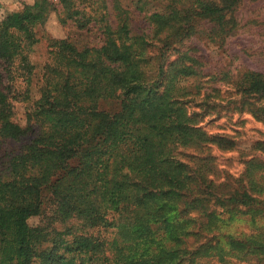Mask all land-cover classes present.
Wrapping results in <instances>:
<instances>
[{
	"label": "trees",
	"instance_id": "16d2710c",
	"mask_svg": "<svg viewBox=\"0 0 264 264\" xmlns=\"http://www.w3.org/2000/svg\"><path fill=\"white\" fill-rule=\"evenodd\" d=\"M167 9L148 13L139 34L128 15L106 25L100 47L50 40L38 76L29 54L52 4L33 0L0 20V137L31 136L0 171V264H182L203 249L185 248L188 225L260 211L249 182L248 191L216 184L203 151L235 145L207 130L211 115L264 121V76L207 71L191 45L224 40L237 25L230 6L171 0Z\"/></svg>",
	"mask_w": 264,
	"mask_h": 264
},
{
	"label": "rangeland",
	"instance_id": "374dc122",
	"mask_svg": "<svg viewBox=\"0 0 264 264\" xmlns=\"http://www.w3.org/2000/svg\"><path fill=\"white\" fill-rule=\"evenodd\" d=\"M53 10L45 23L35 29L37 44L29 54V61L36 76L43 73L50 62V40L68 39L77 49L100 47L104 41L106 25L115 27L123 16L129 17L133 34L140 33L146 24V15L164 12L171 0H48ZM220 1L231 7L230 16L236 19V28L219 42H209L196 36L192 46L198 48L207 62V71H230L234 76L245 72L264 76V0H210ZM33 0H0V20L5 16L21 11ZM69 9V11L67 10ZM153 52V51H152ZM155 54V52L153 53ZM40 84L36 77L33 86ZM99 107L106 111L118 108L116 101H101ZM23 110L16 108L14 120L23 119ZM212 119V123L209 120ZM215 119V120H214ZM211 133H224L234 140V147L220 150L215 146L203 151V155L213 157L216 167V184L228 185L230 190L251 187V197H264L257 194L264 179L256 178L257 173L264 176V121L250 114L234 111L233 114L211 115L204 123ZM27 136L19 141L0 137V171L4 172L10 156L18 153ZM263 144V145H262ZM259 171V172H258ZM252 178H251V176ZM260 211L235 212V215H219L213 220L211 228L202 226L206 219L201 218L197 226L188 225L185 229V248L189 251L203 247L202 255L194 264H264V203ZM217 211H220L217 208ZM67 228L79 227L77 221H67ZM39 219L29 220L30 226ZM57 227V226H56ZM186 227V225H185ZM74 230V229H72ZM80 230V229H79ZM78 231V230H77Z\"/></svg>",
	"mask_w": 264,
	"mask_h": 264
}]
</instances>
